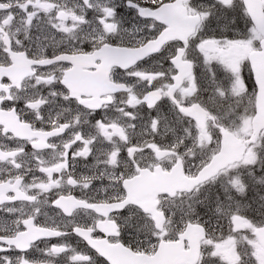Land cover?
Returning <instances> with one entry per match:
<instances>
[{
    "label": "snow or ice",
    "instance_id": "6c2138e0",
    "mask_svg": "<svg viewBox=\"0 0 264 264\" xmlns=\"http://www.w3.org/2000/svg\"><path fill=\"white\" fill-rule=\"evenodd\" d=\"M0 264H264V0H0Z\"/></svg>",
    "mask_w": 264,
    "mask_h": 264
}]
</instances>
